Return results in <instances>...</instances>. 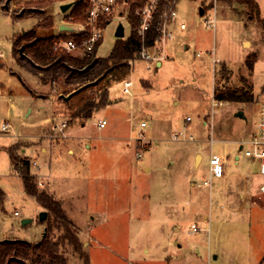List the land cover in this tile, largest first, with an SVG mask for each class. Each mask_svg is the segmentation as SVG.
<instances>
[{
	"label": "rangeland",
	"instance_id": "rangeland-1",
	"mask_svg": "<svg viewBox=\"0 0 264 264\" xmlns=\"http://www.w3.org/2000/svg\"><path fill=\"white\" fill-rule=\"evenodd\" d=\"M38 1L0 3V188L6 194L0 241L37 242L46 229L39 220L46 210L26 195L12 167L7 149L16 145L32 162L39 190L62 202L90 264H264V195L245 191L264 178L259 162L241 150L264 103V27L252 20L248 6L241 0H178L179 18L163 46L162 65L153 58L134 60L130 74L111 86L110 104L84 123L70 121L57 88L22 68L13 53L15 37L38 22L13 16ZM256 2L264 19V0ZM62 4L46 9L55 17V34L71 36L59 27L69 22L72 8L63 13ZM121 20L129 32L126 18L115 17L99 57L110 54ZM127 80L133 82L129 94ZM214 86L251 87L254 100L215 106ZM101 119L107 121L103 129ZM6 122L12 129L1 132ZM174 134H181L179 140ZM214 156L226 161L225 176L205 185ZM25 219L30 222L23 224ZM194 224L200 231H193ZM63 251L70 264H84L71 246Z\"/></svg>",
	"mask_w": 264,
	"mask_h": 264
},
{
	"label": "trees",
	"instance_id": "trees-1",
	"mask_svg": "<svg viewBox=\"0 0 264 264\" xmlns=\"http://www.w3.org/2000/svg\"><path fill=\"white\" fill-rule=\"evenodd\" d=\"M5 0H0L2 3ZM54 2L70 3L73 6L66 19L73 23H85L91 9V0H43L33 3L36 8L23 7L14 14L15 20L23 18H36V26L28 32L19 34L13 40V53L18 54V61L22 68L39 76L40 81L47 86L56 87L59 91L58 103L63 101L68 106L70 121L80 120L87 122L95 112L110 104V88L115 82H119L130 74L132 62L139 59L138 53L143 45L151 47L155 43L156 30L153 27L146 40L134 32L139 19L136 16V8L141 1H130V9L127 14L129 32L123 39H117L107 57H99L98 49L103 43L100 39L92 54H75L57 48V42L61 38H72L83 46V40L87 34L66 36L55 34L54 15L48 14L47 6ZM252 11V20H258L264 27V19L260 17V8L256 0H241ZM206 13V10H205ZM111 16H101L99 26L106 28ZM24 48L23 54L20 49ZM81 51V50H80ZM79 52V51H78ZM257 60L253 56L250 70H253ZM223 69V78L226 76ZM226 79V77H225ZM105 82L104 85H102ZM74 92V93H73ZM91 92V93H90ZM32 93V92H31ZM73 93L70 99L65 96ZM33 95V93H32ZM214 99L217 102H253L254 94L251 89H231L228 86L218 87L214 91ZM80 101L77 104L73 102ZM16 145L10 146L7 152L14 171H16L24 184V192L34 198L45 209L49 216L46 223V235L40 241L29 242L27 240L0 242V264H70L63 249L71 246L73 251L79 253L84 264H90V257L83 253V245L80 235L75 230V225L66 214L62 202L56 200L47 191H40L35 182V176L31 172L32 162L18 153ZM5 191L0 188V208L5 211ZM58 232L59 236H53ZM12 240H17L12 239Z\"/></svg>",
	"mask_w": 264,
	"mask_h": 264
},
{
	"label": "built area",
	"instance_id": "built-area-1",
	"mask_svg": "<svg viewBox=\"0 0 264 264\" xmlns=\"http://www.w3.org/2000/svg\"><path fill=\"white\" fill-rule=\"evenodd\" d=\"M131 0H91V9L85 23H64L70 27L71 36L87 34V37L83 40L82 48L72 38L60 40L57 43V48L66 50L67 52L74 53L82 50L84 54H92L97 42L103 38V34L107 26L112 22L115 17L121 19L126 18L130 9ZM141 1V5L136 8V16L139 19L138 25L134 28V32L142 39L146 40L148 33L154 27L156 30L155 43L151 47L142 46L138 53L139 59L150 61L152 58L157 63L160 62L161 53L164 50L165 44L173 38L174 31L173 25L179 18L178 14V0H132ZM122 14V15H121ZM111 16V21L108 22L106 28L99 26V20L101 16ZM181 30L186 29L185 23H180ZM127 31V28H126ZM127 35V32H126ZM152 49H156V53H151ZM158 54V55H157ZM219 61V60H218ZM133 86L131 80L124 82V92L130 93ZM223 102H215V106H221ZM190 120V119H188ZM107 125L105 119L98 121L99 128L103 129ZM141 127L145 128L146 123L142 122ZM12 129L9 123H4L1 127V132H8ZM181 135V134H180ZM180 135L174 134L173 139L179 140ZM144 135L141 134L139 140L144 139ZM249 145L247 148L246 145ZM146 150L151 149L149 146ZM245 155L252 160H258L260 162L259 173L264 178V103L262 104L260 115L257 123V131L249 142L242 145ZM137 159H142V153L137 154ZM36 164H34L35 166ZM210 178L205 181V185H211L213 179L223 178L226 172V161L219 156L211 157L209 162ZM260 193L264 195V182L260 186ZM18 215V213H16ZM193 231H200L197 225H193Z\"/></svg>",
	"mask_w": 264,
	"mask_h": 264
},
{
	"label": "water",
	"instance_id": "water-1",
	"mask_svg": "<svg viewBox=\"0 0 264 264\" xmlns=\"http://www.w3.org/2000/svg\"><path fill=\"white\" fill-rule=\"evenodd\" d=\"M72 6H73V2H71V3H67V4H62L61 7H60V9H61V11H62L63 13H66V12H67ZM204 14H205V10L202 9V10H201V15H204ZM121 15H122V14H121ZM60 30H62V31H71L72 29H71L70 27L66 26V25H62V26L60 27ZM114 36H115V38H117V39H123V38L126 37V26L124 25V23H123L122 20L118 22V24H117V26H116V29H115V34H114ZM23 50H24V48L22 47V48L20 49L21 54H23ZM157 66H160V63H159V65H157ZM73 93H74V92H73ZM73 93H71V94L65 96V99H66V100L70 99V97L73 95ZM237 116H239V117H241V118H245V115H244L243 112H239V113L237 114ZM242 149H243V147L241 146V150H242ZM48 216H49L48 212H47V211H43V212L40 214V217H39L40 222H42V223L46 222L47 219H48ZM29 222H30V220H28V219L23 220V224H27V223H29ZM45 235H46V231L44 232V236H45ZM19 240H20V239H17V240L6 239V240H4V241L13 242V241H19ZM0 242H2V241H0Z\"/></svg>",
	"mask_w": 264,
	"mask_h": 264
},
{
	"label": "crops",
	"instance_id": "crops-1",
	"mask_svg": "<svg viewBox=\"0 0 264 264\" xmlns=\"http://www.w3.org/2000/svg\"><path fill=\"white\" fill-rule=\"evenodd\" d=\"M71 3V2H70ZM67 4V3H66ZM245 6V5H244ZM176 24V23H175ZM174 24V25H175ZM63 24H60V26L59 27H61ZM174 27V26H173ZM180 28V27H179ZM173 30H174V28H173ZM186 30V29H185ZM185 30H182V31H185ZM62 31V30H61ZM247 39H245L244 40V42H243V44H245V41H246ZM157 65H159V63H157ZM162 65V63H160V66ZM216 86V85H215ZM214 86V91H215V89H216V87ZM213 95H214V92H213ZM47 100H50L51 101V98L50 99H47ZM215 100V99H214ZM215 102H217V101H215ZM224 103V102H223ZM261 111V110H260ZM259 115H260V113H259ZM258 118H259V116H258ZM257 123H258V119H257ZM257 123H256V126H255V129H254V131H253V136L255 135V133H256V131H257ZM4 124V123H3ZM205 124H207L206 122H204V125ZM9 148V147H8ZM243 150V149H242ZM44 152H46V150H43ZM201 157V162H202V159H203V157H202V155H200V154H197V160H198V157ZM238 160H240V158L237 156L236 157V161H238ZM252 160V159H251ZM255 161H258V160H253V162H255ZM201 162H200V165H201ZM259 162V161H258ZM236 164H239V161L238 162H236ZM199 165V166H200ZM259 165H260V162H259ZM147 171H148V169L147 168H145ZM257 176H258V174H256ZM259 176H260V174H259ZM264 181H262V182H260L257 186H255V187H253V188H247L245 191H247V190H255L256 189V191L257 192H259L260 193V186H261V184L263 183ZM6 197V196H5ZM244 197V195H242L241 196V198H243ZM253 205L255 206L256 204L255 203H253ZM17 215V214H16ZM205 218H207V217H205ZM176 229H179V228H177V227H175Z\"/></svg>",
	"mask_w": 264,
	"mask_h": 264
}]
</instances>
